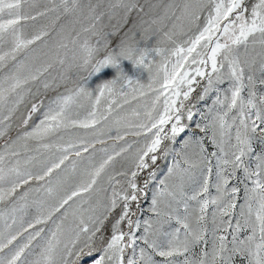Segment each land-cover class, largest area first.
Listing matches in <instances>:
<instances>
[{
    "label": "snow or ice",
    "instance_id": "6c2138e0",
    "mask_svg": "<svg viewBox=\"0 0 264 264\" xmlns=\"http://www.w3.org/2000/svg\"><path fill=\"white\" fill-rule=\"evenodd\" d=\"M0 140V264H264V0H0Z\"/></svg>",
    "mask_w": 264,
    "mask_h": 264
},
{
    "label": "rangeland",
    "instance_id": "374dc122",
    "mask_svg": "<svg viewBox=\"0 0 264 264\" xmlns=\"http://www.w3.org/2000/svg\"><path fill=\"white\" fill-rule=\"evenodd\" d=\"M85 2H86V0H85ZM93 2H95V0H93ZM44 23H47V20H46L45 18H42V19L38 22V26H39L40 24H44ZM105 23L107 24L108 21L105 20ZM113 23H114V21H113ZM109 30H110V29H109ZM28 31H29V33H31L32 29L29 28ZM116 39H117L116 37H113V41H115ZM177 39H183V38H182V37H178ZM38 45H39V42H38ZM43 50H44V49H43V46H42V45H39L38 52H41V51H43ZM126 70L129 72L130 75H134V74H135L134 71L132 70L131 66H128V68H127ZM147 77H148V74H147L146 72L143 73V74H141V79H142V81H143L144 83H147ZM94 79H95V78H94ZM90 83H92V86L95 87V83H94V82H90ZM52 95H53L52 93H48V97H49V98H50ZM194 97H195V93L193 94V102H195V101H194ZM45 102L47 103V100H46ZM209 102H210V101H209ZM135 103H136V102L134 101V102H133V105H135ZM199 106L202 107V105H199ZM24 112H25V109H24L23 106H21L20 112L17 113V116H19L21 113H24ZM195 119H199V117L197 116ZM34 121H35V122H38V120H36L35 117H34ZM31 123H32V122H30V124H31ZM18 124H19V120H18V119H14V121H13V130L10 132V136H11L12 138H15V136H16V134H17V131L19 130V129H17V127H16ZM192 127L194 128V122H193ZM71 131H72V132H81V133L83 132L82 129H74V130H71ZM197 134H199V133H197ZM62 135L65 136V140L68 139V134H67V133H62ZM112 135H115V132H114V131H113ZM183 135H187V133H185V134H183ZM5 139H7V137H5ZM141 139H142V138H141ZM126 140H127L128 142H133V141L137 140V138L134 137V136L129 135V136L126 137ZM47 142H49V143H54V142H59V140H58L57 137H52V138H50ZM3 143H4V140H0V145H2ZM113 143H114V141H112V140H108V144H107V145H100V144H97V145H96V148L99 149V148L104 147V146H110V145H112ZM119 143L123 144L124 141H120ZM165 143L167 144V143H169V142L166 141ZM32 146L35 147L34 143H33ZM136 147H137V145H136V144H133V149H135ZM175 147H179V143H177V145H176ZM41 151L44 152L45 150H44V149H41ZM52 151L54 152L55 150L53 149ZM30 154H34V153H30ZM83 155H84V156H87L88 154H87V153H83ZM70 159H76V157H70ZM66 163H67V162H66ZM121 163H122V162H121ZM121 163H117V164H116V170H121ZM157 165H159L161 169L166 170V168H165V161H164V160H158V161H157ZM78 173H79V168H78ZM78 173H77V176H78ZM159 174L162 175V172H160ZM65 175H67V176L70 178L69 183L66 184V185L64 186L65 190H67V189H70V188L76 183V177H74L73 174L71 173V171L69 170V172H68L67 174L62 173L61 176H60V179L63 180V179L65 178ZM144 175H146V174H141V177H140V181H141V182H142V180H143V178H144ZM117 178H118V179H122L121 177H117ZM34 183H35V182H34ZM212 191H213V194H215V190L213 189ZM60 194H63V193L61 192ZM241 194H242V193H241ZM42 195H43V193H41V194L31 193V194H30V197H29V200L31 201V200L34 199V198H39V197L42 196ZM150 197H151V192H149V199H150ZM142 206H143L144 208H147V207H148V201H142ZM30 211H32V212L34 213V209H31Z\"/></svg>",
    "mask_w": 264,
    "mask_h": 264
}]
</instances>
